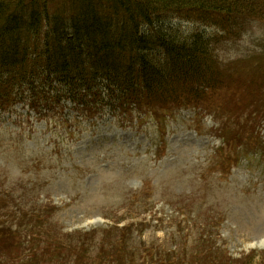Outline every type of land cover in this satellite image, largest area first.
Instances as JSON below:
<instances>
[{"label":"rangeland","instance_id":"rangeland-1","mask_svg":"<svg viewBox=\"0 0 264 264\" xmlns=\"http://www.w3.org/2000/svg\"><path fill=\"white\" fill-rule=\"evenodd\" d=\"M238 22L242 29L216 47L224 91L201 105L212 117L190 108L122 122L106 111L74 123L71 106L48 120L20 107L0 114L3 205L57 206L52 238L85 244L92 264L190 259L205 241L234 260L264 264V8ZM231 24L184 12L167 15L164 26L218 36ZM217 136L234 141V166Z\"/></svg>","mask_w":264,"mask_h":264},{"label":"trees","instance_id":"trees-1","mask_svg":"<svg viewBox=\"0 0 264 264\" xmlns=\"http://www.w3.org/2000/svg\"><path fill=\"white\" fill-rule=\"evenodd\" d=\"M262 2L0 0V109L23 103L42 116L71 103L82 115L108 109L133 119L199 108L211 91H224L216 47L225 34L185 36L165 29L167 15H223L233 21L231 34L242 29L238 18L261 17ZM55 212L0 209V264H92L85 244L52 238ZM209 243L190 259L168 254L162 264H252Z\"/></svg>","mask_w":264,"mask_h":264}]
</instances>
